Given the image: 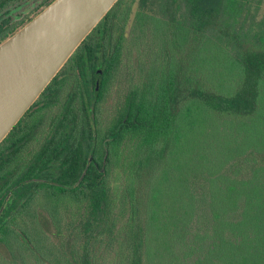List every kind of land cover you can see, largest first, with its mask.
<instances>
[{"label": "trees", "instance_id": "16d2710c", "mask_svg": "<svg viewBox=\"0 0 264 264\" xmlns=\"http://www.w3.org/2000/svg\"><path fill=\"white\" fill-rule=\"evenodd\" d=\"M0 264H264V0H118L0 144Z\"/></svg>", "mask_w": 264, "mask_h": 264}, {"label": "water", "instance_id": "95a60500", "mask_svg": "<svg viewBox=\"0 0 264 264\" xmlns=\"http://www.w3.org/2000/svg\"><path fill=\"white\" fill-rule=\"evenodd\" d=\"M117 1L53 0L0 44V144Z\"/></svg>", "mask_w": 264, "mask_h": 264}, {"label": "rangeland", "instance_id": "374dc122", "mask_svg": "<svg viewBox=\"0 0 264 264\" xmlns=\"http://www.w3.org/2000/svg\"><path fill=\"white\" fill-rule=\"evenodd\" d=\"M45 1L46 0H21L2 11L0 13V19L9 18L12 21L26 19L36 7L42 6ZM136 65L137 50L132 46H128L125 51L123 62L106 92L105 101L102 105V121L107 122L110 119L117 104L121 102L130 85L135 81L137 77ZM42 218L45 225L52 230L49 217L43 213Z\"/></svg>", "mask_w": 264, "mask_h": 264}, {"label": "flooded vegetation", "instance_id": "af4514ba", "mask_svg": "<svg viewBox=\"0 0 264 264\" xmlns=\"http://www.w3.org/2000/svg\"><path fill=\"white\" fill-rule=\"evenodd\" d=\"M42 6H43V5H42ZM42 6H38V7H36L35 10L32 11V13H31L32 15L30 14L29 17H32V16H34L35 14H37L38 11L42 8ZM4 19H6V18L0 19V21H1V20H4ZM24 20H25V19H23V20L20 19L19 21L22 22V21H24ZM16 21H17V20H15V21L10 20L9 22H10V23H13V22H16ZM38 99H39V98H38ZM38 99H37V100H38ZM33 105H34V104H33ZM33 105H32V106H33ZM25 114H26V113H25ZM24 116H25V115H24ZM24 116H23V117H24ZM23 117H22V118H23ZM22 118H21V119H22ZM21 119H20V120H21ZM20 120H19V121H20ZM17 124H18V123H17ZM17 124H16V125H17ZM16 125H15V126H16ZM15 126H14V127H15Z\"/></svg>", "mask_w": 264, "mask_h": 264}]
</instances>
